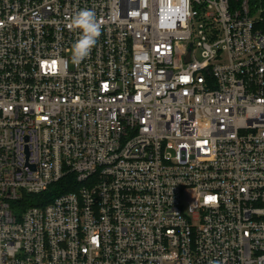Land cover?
<instances>
[{
    "label": "built area",
    "instance_id": "1",
    "mask_svg": "<svg viewBox=\"0 0 264 264\" xmlns=\"http://www.w3.org/2000/svg\"><path fill=\"white\" fill-rule=\"evenodd\" d=\"M0 264H264V0H0Z\"/></svg>",
    "mask_w": 264,
    "mask_h": 264
},
{
    "label": "clouds",
    "instance_id": "2",
    "mask_svg": "<svg viewBox=\"0 0 264 264\" xmlns=\"http://www.w3.org/2000/svg\"><path fill=\"white\" fill-rule=\"evenodd\" d=\"M101 21L89 9H82L75 13L68 23L70 30H80L81 35L73 45V61L79 63L86 58L101 35Z\"/></svg>",
    "mask_w": 264,
    "mask_h": 264
},
{
    "label": "trees",
    "instance_id": "3",
    "mask_svg": "<svg viewBox=\"0 0 264 264\" xmlns=\"http://www.w3.org/2000/svg\"><path fill=\"white\" fill-rule=\"evenodd\" d=\"M69 180H72V177L69 179H64L60 182H58L57 184L53 185L47 192H45L44 194L40 195V196H35L32 198L30 205L31 206H41V205H46L50 202H52L54 200V198L68 193L71 190H76V188L78 187V185L76 184H69ZM69 185L71 187H69ZM45 200V201H43ZM47 202V203H46Z\"/></svg>",
    "mask_w": 264,
    "mask_h": 264
}]
</instances>
